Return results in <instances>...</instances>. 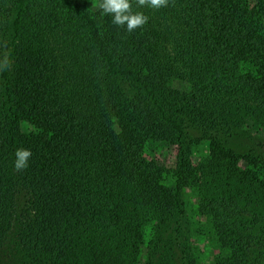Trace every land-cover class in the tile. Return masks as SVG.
Returning <instances> with one entry per match:
<instances>
[{"label": "trees", "instance_id": "obj_1", "mask_svg": "<svg viewBox=\"0 0 264 264\" xmlns=\"http://www.w3.org/2000/svg\"><path fill=\"white\" fill-rule=\"evenodd\" d=\"M89 1L0 0V264H137L148 226L147 264H200L188 187L215 264H264V153L220 142L264 126V0H130L132 32ZM151 140L175 166L121 154Z\"/></svg>", "mask_w": 264, "mask_h": 264}, {"label": "rangeland", "instance_id": "obj_2", "mask_svg": "<svg viewBox=\"0 0 264 264\" xmlns=\"http://www.w3.org/2000/svg\"><path fill=\"white\" fill-rule=\"evenodd\" d=\"M89 6L92 9L98 7L96 0H90ZM172 84L183 90H189L190 85L183 80H173ZM32 127L27 122H22L24 131ZM220 142L226 148H232L238 153H246L250 150L264 153V126L256 125L249 128L237 129L220 138ZM209 140H203L200 145L193 148V160L201 162L209 152ZM173 147L160 144L156 141H149L139 145L132 142L126 143L121 154L130 159L138 154L144 153L154 158L159 164L165 167L175 166L177 154ZM243 164V163H242ZM170 180V179H169ZM185 201L188 217L192 223V243L199 251L200 264H215V257L218 253V244L209 227L208 219L199 214L198 208L201 203L199 187H188L185 190ZM151 238V227L145 229L144 242L137 264H147V244Z\"/></svg>", "mask_w": 264, "mask_h": 264}, {"label": "clouds", "instance_id": "obj_3", "mask_svg": "<svg viewBox=\"0 0 264 264\" xmlns=\"http://www.w3.org/2000/svg\"><path fill=\"white\" fill-rule=\"evenodd\" d=\"M98 7L102 10V15L112 17V24L125 27L128 32H132L138 27H142L148 22L149 17L142 11H133L130 0H96ZM169 0H135L137 8L149 7L160 9L166 7ZM3 67L8 66L7 58L0 62ZM32 152L28 148H17L14 153V169L21 171L29 166V159Z\"/></svg>", "mask_w": 264, "mask_h": 264}]
</instances>
